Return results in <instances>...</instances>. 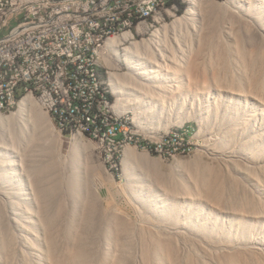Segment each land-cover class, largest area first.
I'll return each mask as SVG.
<instances>
[{
	"label": "bare ground",
	"instance_id": "1",
	"mask_svg": "<svg viewBox=\"0 0 264 264\" xmlns=\"http://www.w3.org/2000/svg\"><path fill=\"white\" fill-rule=\"evenodd\" d=\"M185 1L186 0H166L162 5L161 3H153V7H147L141 11V19H137L133 23H125L124 27H121L119 30H106L92 33V46H99V49L87 57V70H90V75L95 79L96 86L101 96L105 95V88L102 86L104 81L100 63L101 52L104 46L106 45L105 48L108 50L107 52H109V54L110 52L112 54H117L120 45L127 39L133 38V33L130 32V30L135 29L138 33H141L147 30V25H149L148 22L151 21L161 25L162 21L166 20V15L175 14L179 10L180 3ZM210 1L211 0H189L188 9L183 15L179 17L176 16L177 18L171 25L165 23L162 27L163 29H155L150 38L130 42L127 47L123 48L125 63L128 66L129 72L125 76V81L122 83L120 79L119 81L117 80L118 77H115L116 79L113 77L114 80L112 84L119 99L123 98V101L125 100L128 103L133 101L130 106L134 111L137 112V109H139V106L142 104V108L147 112L149 120L152 119V117H150L152 114L158 118L166 119V121H170L171 115L174 112L185 116L186 114L201 115V119L205 121L202 125L205 128L208 127L207 131L210 133L212 132L211 135H213L211 139L217 141L220 145L214 147L209 144L206 148L207 155L215 158L227 152L226 146L230 144L236 145L238 142L241 143L242 139L247 136L246 131L242 128L243 125L235 121L233 122L234 117L236 119L242 117V115L246 113V107H244L246 105L250 109L251 106L249 105L252 103V105H255L257 102L264 104V86H261V83L255 81L253 84L254 89L247 90L241 86L239 81H225L228 78L226 76L227 73L232 72L231 63H228L231 61L239 60L244 63V60H248L251 69L254 70L258 68L257 70L264 74V0H257L256 2L250 0L251 3L249 5L246 2H241V0H229L227 6L229 5V9L232 10L231 13L238 17L233 18L231 21L234 24L231 23L228 27L220 29L219 36L222 38L220 40L221 42L219 46L216 48L211 47V49L203 43L204 37H208L209 32L215 28L212 24H214V18L218 15L215 13V9L212 8L213 5L211 6L212 2ZM201 3V6H203V3L206 7L208 6V8L204 7L208 11L211 10L212 13L207 11L208 15H206V17H199L202 20L201 23H192L194 19L193 15L196 13L195 9L198 8ZM204 7L202 8L204 9ZM199 13L202 12L200 11ZM5 16H12V9H5ZM216 20L217 23L219 19ZM205 21L206 23L204 24ZM190 24H192L194 28L192 33H190L192 30H190ZM189 25L190 27L188 28ZM171 32L173 34L171 35L173 41L169 38V33ZM100 42H104V44H100ZM108 56L109 55L105 56L107 61H109ZM110 59L112 60L111 56ZM52 66H60V55H52ZM249 67L245 65V63L241 66L236 63V69L241 70L242 73L245 72V74L248 72ZM223 73H225V75H221ZM60 79L61 71H52V83L60 84ZM35 96H37L35 93H26V95L14 97L11 104L0 106V113H5L11 111L18 102L20 105L19 110L12 114V116L0 115V147H2L1 149L4 151V153H2L4 155H1L0 152V264H14L15 262L16 264H90V262L95 260L91 261L93 258L90 259L87 255H93L97 249L98 252L96 251V254H99V256H96L94 253L95 257H98L95 264H109L112 262L110 256L111 253L113 254L112 251L116 252V250L112 248L111 253H109L110 255H106L110 256L109 259L104 255L109 245L114 244L113 237L111 236V238L109 234L111 230L110 227L108 229L106 228L103 233H95V236H90V234L86 236L87 234L84 235L82 232L78 233L81 227L79 223V230L76 229L77 226L75 228L77 234H75L74 229L75 236L72 235L73 233L70 236L67 235V237L73 236V240L72 238H67L73 243L70 253L72 257H69L71 256L69 255L68 259H64L60 257L59 253L56 251L58 249L56 247V249L54 248V244L56 243L54 239L59 236H66V233L70 234L69 230H67V232L66 229H64L66 224L61 223V225L60 221H58L59 217L56 222L53 221L55 217L51 220L53 217H51V215L50 221L48 217L45 218L43 216L44 213H42V216H40L41 214L39 215V211L42 212L43 209L40 210V208H42L40 205L42 204L38 201L37 191L35 190L36 187H34L36 185L33 183L36 182V180H32L33 178L31 179L30 176L31 172L34 170H31L32 167L30 165L32 164L29 163V165L26 163L28 161L26 159V151L23 152L18 150L20 146L19 143L27 138V136L32 135L30 133L33 132L28 133L27 122L23 124L26 128H24L23 125L22 128L20 125L21 121L19 122L20 124L17 122L22 119L25 121L26 118L23 116L26 112H31L32 109H36ZM205 102L206 104L203 108L202 103ZM43 105H45V107L48 106V111L43 112L40 111V109V112H35L37 113L35 117H38V120H40L39 124L41 125L38 127V124H34V131L40 129L43 132L46 129V131L50 130L49 132H52V134H58L55 131V126L50 115V112L55 114L54 109L49 104ZM118 105L120 107L119 100L115 102L114 106ZM234 111L237 113L236 115H234ZM252 112L255 114L253 109ZM246 116L247 114H245L243 118L247 120L251 119L250 116ZM180 120L183 122L182 120H184V118ZM156 122L160 121L156 120ZM258 122L260 125L261 121L259 120ZM19 127L20 130L27 129V134L24 133V131H18ZM6 138L12 142V147L3 144ZM30 138L32 139V136H30ZM58 138L60 137L56 139ZM75 141L76 146L77 144L86 146L90 144V142L83 139L80 132H77L75 135ZM1 149L0 151H2ZM11 156L15 157V159L10 160ZM27 158L29 159V157ZM76 158H79V156ZM232 159L233 158H231V160ZM234 160L236 159H233V161ZM29 162H31V159ZM74 163L75 160L73 164L69 166L74 165ZM80 166L81 165H79V169L72 166L74 168L70 173L67 172V169L64 173L67 176L65 180L67 181V185L65 184L67 187L63 185L66 188H64L66 194L63 195L70 203V214L74 216L78 214L79 206L83 205L81 200L85 198L83 196L85 191L89 188L83 190L85 186H81V184H79L80 186H76L78 188L74 186L77 184L76 181H78L79 177L88 175V173L84 174L83 171L80 170ZM76 167H78V165H76ZM240 167L239 170H241ZM84 169V171H86V167ZM195 169H197L198 173L204 172L207 176L210 175L215 178L221 177L223 179L222 182L230 187V189H233V185L237 182H235V176L233 177L232 173L231 175L229 171L220 165L199 161L195 165ZM35 175L37 174L35 173ZM248 175L250 178L254 177L253 174V176L251 174ZM143 179L144 178L138 179V183L140 184H137L134 190L137 191L138 188L141 192L134 197L137 203L147 212L148 217L134 221L124 219L125 225L128 226L129 231L124 229L125 236H122L123 232H120V239V235H117L119 241L123 239V241L121 240L123 245L121 241L119 242L123 247L121 245H119V247L114 245L117 247L116 249L124 248L126 252H129L132 247L135 248L139 246V248L143 250L142 253H145L143 257L145 256L146 261H143L147 264H262L261 262H257L252 252L248 250L249 248L247 247L251 242L242 237L238 238V236H232V234H230L231 232L222 234L215 228L217 227L215 222L212 226L208 220L197 217V215L193 213L194 210L191 205L187 207L190 212L189 219L184 221L187 214L178 210L176 202L189 200V197L185 196L186 194L181 195L166 192L161 198L170 201L158 205L155 203L154 198H151V191H158V188L156 189L152 184H146ZM81 180L82 183L83 180L87 181L86 178ZM81 180H79V182ZM37 188L40 187L37 185ZM59 189L62 191L63 187H59ZM59 189L57 188V190ZM56 192L58 195V191ZM41 195L44 194H40V196ZM42 197L44 196L40 198ZM59 197H61V195ZM163 200L164 199H162V201ZM86 204L87 203H85V205ZM218 205L219 202L216 200L211 204L214 208ZM149 215L159 220L150 219L151 217H149ZM196 218L198 223H193V221H196ZM59 219L61 220V218ZM114 222H117V220ZM73 223V227H75L76 223ZM68 226L66 227L69 228ZM70 229L72 230L71 227ZM122 230L123 228L121 231ZM81 231H84V229ZM115 236L116 235H114V237ZM87 238L89 240H87ZM92 240L94 242H92ZM95 240L98 241V244H96L97 242H95ZM116 240L117 239H115L114 242ZM129 241H131V243ZM133 241H135V243ZM86 243L90 244V246L94 244V246H92L96 249L92 248L95 249V251L93 249V252H91V250L90 252L86 250L89 247L85 248L87 245ZM235 244H243L246 247H235ZM66 245H69V243L67 244L66 242L65 246ZM252 247L254 249L257 248L256 246ZM123 252L121 256L124 254ZM131 252L132 250L129 254H131ZM115 254L116 253H114V257H112H116L114 260L115 262L113 261L114 264H123L125 262L124 257L129 256V254L126 253L127 255L124 254L123 258H119V255L116 254L115 256ZM2 256H4V258H2ZM108 261L111 262L108 263ZM126 262L129 263V259H126ZM131 263L132 262L129 264Z\"/></svg>",
	"mask_w": 264,
	"mask_h": 264
},
{
	"label": "rangeland",
	"instance_id": "2",
	"mask_svg": "<svg viewBox=\"0 0 264 264\" xmlns=\"http://www.w3.org/2000/svg\"><path fill=\"white\" fill-rule=\"evenodd\" d=\"M228 1L229 0L210 1L212 2L211 6L213 5L212 8H214L216 11L215 13L218 14L217 17L214 18V24L217 21L216 19H219L215 25L212 24L215 28L209 32L208 37L205 36L203 40V43H205V45L210 49L211 47L216 48L219 46L221 42L220 40L222 39L219 36L220 29L228 27L231 25V23H233L231 22L233 18L238 17L237 15L231 13L232 10L229 9V5L227 6ZM253 1L256 2L257 0ZM241 2H246L248 5L251 3L250 0H248V2L247 0H241ZM204 3L203 6H201V3L199 7L195 9L196 13L193 15L194 19L192 23H201L202 20L200 18L202 16L206 17L208 12L212 13L211 10L208 11L205 9L206 5L208 4L205 3L206 5H204ZM188 7L189 0L181 2L179 5V10L175 14L166 15V20L162 21L161 23L162 26L151 21L148 22L149 25H147V30L141 33H138L135 29L130 30V32L133 33V38H129L124 41L120 45L119 52L117 54H112L111 52L109 54V52H107L108 50L105 48L106 45L104 46L100 59L104 81L102 86L105 88L104 94L106 95L101 96L102 113L98 112L100 110L99 104H97L96 109H94L90 107L88 98H83L84 100L82 103L78 105L79 109H75V111L72 112L69 120H67L66 117L65 120L56 119V115L53 112H50L52 118L51 120L55 126V131L58 134H52V132H49L50 130L46 131L45 128V130L42 132L40 129H38L41 124H39L40 120H38V117H35L37 114L35 112L48 111V106L45 107L42 101L39 100L37 96H35L36 109L34 108L35 110L32 109L31 112H26V114L23 116L26 118L25 121L24 119H22L23 121H17L18 123L21 121V124L19 123L21 126L24 124V122H27L26 125L28 126L29 131L27 129L26 130L28 133L33 132L30 133L32 135H29L24 139L25 141L22 140V142L19 143L20 146L18 150L23 152L26 151L25 154L27 157H29V159L26 157L28 160H26V163L32 164L29 165L33 168H31V170H34L31 172L30 176L31 179L33 178L32 180H36L37 182V184L36 182L33 183L36 185L34 187H36L35 190L37 191V196L39 199L38 201L41 202L42 205L44 203L43 206H45L43 207L40 205L42 207L40 210L43 209L44 211H39V215L41 214L40 216H42V213H44L43 216L45 218L48 217V220L53 216L51 218V220H53L55 217L53 221H56L58 217L61 218V220L58 218V221H60V224H66L64 229H66V231L69 230L70 233H66V236L56 235L59 237L54 239L56 240L54 248L56 247L58 249L56 251L59 253L60 257L64 259L72 257V254L70 253L72 251L71 248L73 243H71V240L68 239L72 238L73 240V236L67 237V235L70 236L72 233V235H74V231L75 234H77L76 229H78L79 226L81 227L80 230L78 229V233L82 232L84 235L87 234L86 236H89V234L90 236H95V233H103L105 232L106 228L108 229L110 227L111 230L109 231V234L110 237H113L114 244L109 245L110 249L107 248L105 250L106 254L104 255H110L109 253H111L112 248H114L116 252L112 251L113 254L111 253L110 255L112 262L108 261V263H113L115 260L116 257L112 258L114 257V253L119 255V258H123L124 254H129L132 250L129 256L124 257L125 262L126 259H129V263L132 262L131 264H145V256L143 257L145 253H142L143 250H141L139 246L134 248L132 245V248L130 247L131 249L129 252H126L124 248H119V250L116 249L117 247H115L116 245L118 247L121 244L123 245V239H121L122 241L120 240L121 244H119L120 241L118 240V236L120 235V239L122 232V236H125V230L129 231L128 226L125 225V220H142L143 218L148 217L147 212H145L141 205L137 203L134 197L136 194H140L141 192L138 188L137 191L134 190L137 187L136 185L140 184L138 183V179L144 178L143 180L146 184H152L153 187L156 189L158 188V191H151V198H154L156 204L159 205L170 201L166 200L165 198H161L166 192L181 195L186 194L185 196H188L189 200L176 202L178 210L187 214V217L184 221L189 219L190 212L187 207L188 205H191L193 207L192 209L194 210L193 213L196 214L197 217L208 220L212 226L215 222L218 227L215 228L222 234H228L231 232L230 234H232V236H238V238L242 237L251 242L247 247L249 248L248 250L252 252V255L257 262L264 264V104L257 102L255 105H252V103L249 105L251 106L250 109L247 107V105L244 106L246 107V113H244L240 118L236 119L234 117L233 122H238L244 126H242V128L246 131V138H243L241 143L238 142L236 145L230 144L226 146L227 152L225 154L213 158L212 156L207 155V146H209V144L214 147L220 145L217 141L211 139V136L213 135H211L212 132L210 133L207 131L208 127L205 128L202 125L205 121L201 119V115L186 114L185 116L183 114H176L174 112L171 115L170 121H166V119L158 118L152 114V116H150L152 119L149 120V116H147V112L144 110V108H142V104L139 106V109H137L136 112L130 106L133 101L128 103L125 100L123 101V98L119 99L118 95L114 91V86L112 84L114 78L118 77L117 80L119 81L120 79V82L122 83L125 81V76L129 72L128 66L125 63L123 48L127 47L132 41H140L150 38L154 30L157 28L163 29L162 27L165 23L167 25H171L177 17L185 13ZM202 7H204V9ZM206 8H208V6ZM200 11L202 13H199ZM205 23L206 21L204 24ZM190 25L188 28L190 27V30L192 29L190 31V33H192L194 28L192 24ZM7 31L8 30H4L3 34H5ZM169 34V38H171V35H173L172 32ZM172 38L171 41H173ZM106 55H109V61L106 60ZM110 56L112 60L110 59ZM228 63H231L232 72L227 73L226 76L228 78L225 80L226 82H230L232 80L237 82L239 81L241 86L247 90L254 89L253 84L255 81L261 83V86H264V74L257 70L258 68L254 70L251 69L249 67L248 60H244L245 65L249 67L248 72H246L247 75L245 72L242 73L241 70L236 69V63L241 66L244 64L243 61L237 60ZM221 75H225V73ZM118 100L120 102V107L119 105L114 106L115 102ZM205 104L206 102L202 103L203 108ZM19 107L20 105L18 102V104L11 111L0 113V115L10 117V115L12 116V114L19 110ZM252 109L254 110L255 114L252 112ZM236 114L237 113L234 111V115ZM245 114H247L246 117L250 116L251 119L247 120L243 118ZM182 118H184V120H182L183 122L180 120ZM156 120L160 122H156ZM259 120L261 121L260 125L258 122ZM34 124H38V130H36L37 132L33 129ZM20 127L18 131H24V133L27 134V131L24 129L20 130ZM24 128L26 127L24 126ZM77 132H80L83 139L90 142V144L87 146L77 144L76 146L75 135ZM54 135L56 138H60L56 139ZM30 136H32V139ZM3 144L12 147V142L8 138L5 139ZM1 148L2 147H0V149ZM0 152L1 155H4L2 154L4 153L3 150ZM75 153H78L77 155L79 158H76L78 156ZM231 158L236 160L233 161ZM13 159H15V157L11 156L10 160ZM30 159L31 162H29ZM74 160L75 163L72 166L79 169V165H81L80 170L83 171L84 174L88 173L87 176L84 175L85 177L81 176L78 178V181H76L77 184L74 185L75 188H78L76 186L79 184H81V186H85L83 187V190L89 187L83 196L85 198H82L81 200L83 205L79 206L77 212L78 214L75 216L70 214V203L63 195L66 194L64 188L67 187L65 186L67 183V181H65L67 176L64 173L66 172V169L68 170V173L73 170L74 167L69 165L73 164ZM199 161H206L215 165H220L229 171L230 174L232 173L233 177L235 176V182L237 181L236 183L234 182V188L230 189V187L226 186L225 183L222 182L223 179L221 177L215 178L210 175H205L204 172L198 173L197 169H195V165ZM76 165H78V167H76ZM238 166L241 170H239ZM85 167L87 172L84 171ZM35 173L37 175H35ZM248 174H253L254 177L250 178ZM84 178H86L87 181L83 180L82 183L81 179ZM79 180L81 181L79 182ZM37 185L40 188H37ZM61 186L63 187L62 191L59 189V187L62 188ZM57 188L59 190H57ZM56 191H58V195ZM59 193L61 197H59ZM40 194H44L41 195L44 197L40 198ZM162 199L164 200L162 201ZM215 200L219 202V205L214 208L211 206V204ZM85 203L87 204L85 205ZM149 217H151L150 219L156 221L159 220L151 215H149ZM72 220L76 223L75 227H73L74 223ZM115 220H117V222H114ZM194 222L198 223L197 218L196 221H193V223ZM123 224L125 225V228ZM122 228L123 230L121 231ZM83 229L84 231H81ZM114 235L116 236L114 237ZM115 239H117L115 241L116 243L114 242ZM87 240L89 239L87 238ZM65 241L67 244L69 243V245L65 246ZM92 242L94 241L92 240ZM95 242L98 244V241L95 240ZM129 242L131 243V241ZM133 242L135 243V241ZM88 243H86L87 245L85 248L88 246L90 248L88 247L89 249L87 248L86 250L89 252L91 250V252H93L92 249L95 248L93 247L94 244H92L93 246H90ZM241 246L244 245L235 244V247ZM252 246H256V250ZM245 247L246 246L242 248ZM95 249L93 250L95 251ZM96 251L98 252V249ZM96 251L94 252L95 255L99 256V254H96ZM122 252L124 254L121 256ZM94 253L93 255L90 254L92 256L87 255V257L90 259L93 258L91 261L95 260L93 261L95 264L98 260V257H95ZM110 256L106 257L109 259ZM2 258H4V256H2ZM93 262H90V264H93ZM129 263L126 262L125 264ZM14 264H16V262Z\"/></svg>",
	"mask_w": 264,
	"mask_h": 264
},
{
	"label": "built area",
	"instance_id": "3",
	"mask_svg": "<svg viewBox=\"0 0 264 264\" xmlns=\"http://www.w3.org/2000/svg\"><path fill=\"white\" fill-rule=\"evenodd\" d=\"M165 1L0 0V106L35 93L56 119L69 120L83 98L102 113L100 91L87 70V57L99 49L92 33L119 30ZM52 55H60V66H52ZM52 71H61L60 84L52 83Z\"/></svg>",
	"mask_w": 264,
	"mask_h": 264
},
{
	"label": "trees",
	"instance_id": "4",
	"mask_svg": "<svg viewBox=\"0 0 264 264\" xmlns=\"http://www.w3.org/2000/svg\"><path fill=\"white\" fill-rule=\"evenodd\" d=\"M108 96V95H107Z\"/></svg>",
	"mask_w": 264,
	"mask_h": 264
}]
</instances>
